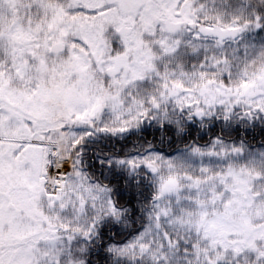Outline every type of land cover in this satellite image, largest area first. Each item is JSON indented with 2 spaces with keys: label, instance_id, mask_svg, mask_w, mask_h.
<instances>
[{
  "label": "snow or ice",
  "instance_id": "6c2138e0",
  "mask_svg": "<svg viewBox=\"0 0 264 264\" xmlns=\"http://www.w3.org/2000/svg\"><path fill=\"white\" fill-rule=\"evenodd\" d=\"M0 264H264V0H0Z\"/></svg>",
  "mask_w": 264,
  "mask_h": 264
}]
</instances>
